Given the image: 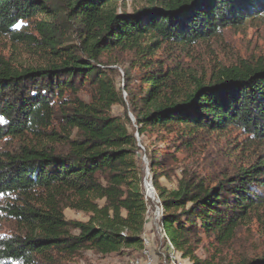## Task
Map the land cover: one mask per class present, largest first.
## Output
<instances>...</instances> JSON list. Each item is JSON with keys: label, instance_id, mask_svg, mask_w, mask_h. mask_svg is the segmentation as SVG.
Returning <instances> with one entry per match:
<instances>
[{"label": "trees", "instance_id": "trees-1", "mask_svg": "<svg viewBox=\"0 0 264 264\" xmlns=\"http://www.w3.org/2000/svg\"><path fill=\"white\" fill-rule=\"evenodd\" d=\"M139 1L126 11L118 0H0V34L32 58L14 67L0 57V264L144 250L151 199L136 131L157 134L153 185L176 252L192 264H264V255L225 263L196 255L202 234L226 245L241 225L264 224V57L200 72L181 61L227 28L264 23V0ZM230 129L259 145L248 167L213 181L184 164L174 188L160 182L172 179L158 145L170 134L178 148ZM67 208L88 218L68 219Z\"/></svg>", "mask_w": 264, "mask_h": 264}, {"label": "rangeland", "instance_id": "rangeland-1", "mask_svg": "<svg viewBox=\"0 0 264 264\" xmlns=\"http://www.w3.org/2000/svg\"><path fill=\"white\" fill-rule=\"evenodd\" d=\"M118 2L119 4L124 3V6L121 7L126 11H132L136 6L140 5L139 0H118ZM262 56L264 57V23L256 21L246 23L240 28L225 29L217 40L204 43L193 51L183 54L181 61L195 65L200 72L204 66L213 64L216 61L232 64ZM0 57H4L14 67L26 64L29 59H32L23 46L14 44L11 38L5 34H0ZM121 58L124 59L123 62L127 59L126 56ZM113 67L118 70L115 76L117 85L123 88L125 82L123 68L117 65ZM134 73L139 75L138 70ZM124 96H126V93H124ZM123 109L122 106L116 105L113 108V113L115 115H123ZM128 115L132 120L131 130H134L132 128L136 126V119L131 111H128ZM176 134L177 131L169 136L170 138L174 137V140H169L168 137L164 142L158 144L159 150L170 156L167 164L169 169H171L172 179H167L164 176L159 177L160 182L170 189L176 186L175 177L180 173L178 168L180 165L188 164L191 169H199L203 171V175L206 173L209 179L219 181L224 175L229 177L237 174L241 168L248 167L249 163L256 159L255 151L259 146L257 142H253L251 137L243 134L240 130L230 129L222 133L205 134L200 132L201 135L198 134L196 139L195 137L193 139L192 136L182 139L184 143L178 144L177 148L175 142L179 137ZM136 135L142 148L139 162L143 168L146 187V181L151 182L153 185L150 157L154 153L153 149L156 146L157 134L154 133L151 137H149L150 134L141 137L136 131ZM142 139L144 145L142 144ZM146 143H151L149 151L144 148ZM188 143H191L190 147L186 145ZM144 191L146 196L150 198L146 188ZM155 192L156 199L159 200L156 189ZM159 203L152 199L150 201L144 231V250L134 251L133 249H128L109 255H100L91 250H86L74 260L75 264H132L136 260L146 261L148 254H151L158 264H192L188 258L181 256L175 249L173 251L170 250L166 241L167 236H165L166 234L163 233L164 230L162 229L161 211L159 215L156 211L157 205L161 207ZM65 215L68 219L75 220H86L88 218L85 213L70 208L65 209ZM201 237L196 255L202 259L225 263L245 258L255 259L264 255L263 222L253 221L251 224L241 225L237 230L236 237L226 245L218 244L214 237H209L206 234H202ZM168 254L171 256L172 262L167 259L169 258Z\"/></svg>", "mask_w": 264, "mask_h": 264}, {"label": "water", "instance_id": "water-1", "mask_svg": "<svg viewBox=\"0 0 264 264\" xmlns=\"http://www.w3.org/2000/svg\"><path fill=\"white\" fill-rule=\"evenodd\" d=\"M146 190H147V193L148 195L150 196V198L153 200V201H158L160 202V200H157L156 199V192H155V188L154 186L152 185L151 182H147L146 181ZM157 207V212L159 213L160 211L162 212V216L163 217V213H164V209L162 207H159L158 205L156 206ZM163 230H165L164 226L162 227Z\"/></svg>", "mask_w": 264, "mask_h": 264}, {"label": "built area", "instance_id": "built-area-1", "mask_svg": "<svg viewBox=\"0 0 264 264\" xmlns=\"http://www.w3.org/2000/svg\"><path fill=\"white\" fill-rule=\"evenodd\" d=\"M163 233L166 234V231L164 230ZM165 236H167V234H166ZM167 238H168V237H167ZM167 244L169 245L170 250L173 251L174 247L172 246V244L170 243V241H168ZM147 256H148V258H147L146 261L142 262V261H140V260H136V261L133 262L132 264H158V263L155 262L153 256H151V254H148ZM164 257L166 258V256H164ZM170 257H171V256H170ZM174 264H176V263H174ZM180 264H183V263H180Z\"/></svg>", "mask_w": 264, "mask_h": 264}, {"label": "bare ground", "instance_id": "bare-ground-1", "mask_svg": "<svg viewBox=\"0 0 264 264\" xmlns=\"http://www.w3.org/2000/svg\"><path fill=\"white\" fill-rule=\"evenodd\" d=\"M158 215H159V213H158ZM161 215H162V212H161V214H160V217H161Z\"/></svg>", "mask_w": 264, "mask_h": 264}]
</instances>
